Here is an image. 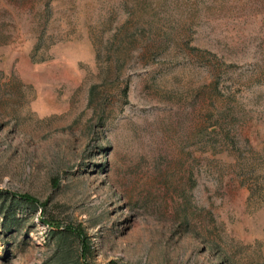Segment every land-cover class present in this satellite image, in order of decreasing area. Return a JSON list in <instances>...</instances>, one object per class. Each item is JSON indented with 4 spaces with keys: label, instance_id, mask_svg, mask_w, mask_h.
Returning a JSON list of instances; mask_svg holds the SVG:
<instances>
[{
    "label": "rangeland",
    "instance_id": "1",
    "mask_svg": "<svg viewBox=\"0 0 264 264\" xmlns=\"http://www.w3.org/2000/svg\"><path fill=\"white\" fill-rule=\"evenodd\" d=\"M0 264H264V0H0Z\"/></svg>",
    "mask_w": 264,
    "mask_h": 264
},
{
    "label": "trees",
    "instance_id": "2",
    "mask_svg": "<svg viewBox=\"0 0 264 264\" xmlns=\"http://www.w3.org/2000/svg\"><path fill=\"white\" fill-rule=\"evenodd\" d=\"M94 94V88H91L89 91V100L91 101ZM20 200L25 203H35V201L29 196H20ZM3 208V207H2Z\"/></svg>",
    "mask_w": 264,
    "mask_h": 264
}]
</instances>
